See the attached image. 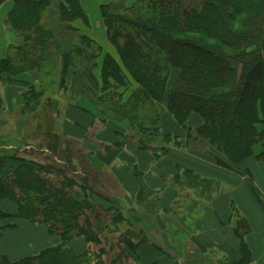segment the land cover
Listing matches in <instances>:
<instances>
[{
    "label": "trees",
    "instance_id": "1",
    "mask_svg": "<svg viewBox=\"0 0 264 264\" xmlns=\"http://www.w3.org/2000/svg\"><path fill=\"white\" fill-rule=\"evenodd\" d=\"M10 1L6 23L21 36V44L8 46L0 83L15 89L17 97L11 99L14 110L0 97V114L6 110L26 124L19 140H0V220L44 225L60 244L16 262L0 254V264H127L149 242L141 222L146 214L132 212L126 219L116 207L98 204V199L111 204L123 194L110 169L95 166L80 141L58 130L63 111L77 107L82 96L104 117L93 120L91 134L109 121L129 123L119 144L88 137L101 155L132 143L158 160L169 147L180 148L181 137L160 131L165 113L185 132L183 148L204 151L220 167L237 171L244 160H264V0L101 5L106 37L120 62L104 57L101 83L92 73L100 48L73 25H88L81 0ZM43 78L56 84L55 91L71 95L61 110L56 96L44 98L42 117L37 114L41 98L50 91ZM182 175L172 185L197 190L206 199L202 190L208 182L189 170ZM4 204H13L16 212L5 211ZM176 205L180 201L168 218ZM80 238L92 249L77 256L69 244Z\"/></svg>",
    "mask_w": 264,
    "mask_h": 264
},
{
    "label": "crops",
    "instance_id": "2",
    "mask_svg": "<svg viewBox=\"0 0 264 264\" xmlns=\"http://www.w3.org/2000/svg\"><path fill=\"white\" fill-rule=\"evenodd\" d=\"M112 1L117 0L100 3L98 10L101 4ZM134 1L137 0H127L129 4ZM87 2L81 1V7L88 15L83 4ZM12 6L10 0L0 1V62L6 57L8 48L3 22H6ZM73 25L100 48L92 73L95 81L101 83L104 57L110 55L120 64L115 48L106 37L101 16L95 26L90 18L88 26L81 23ZM119 90L123 91L122 88ZM126 92L125 97L130 94ZM12 96L16 99L17 94H8L4 89L2 97L7 109H10L9 102L15 106L14 101L11 102ZM76 104L77 107H67L61 114L59 132L80 141L95 166L108 167L123 192L117 200H111V204L101 199L97 200L98 204L104 209L111 205L116 207L126 219L132 216V212L146 214L141 217V222L148 230L149 242L139 249L135 261L130 260L127 264H264V160H244L237 171L220 167L204 151L199 152L193 147L183 148L185 132L165 113L159 120L160 131L163 135L169 133L173 137H181L180 148L169 147L167 154L158 160L132 143L117 145L114 151L101 155L98 145L89 140L91 135L98 144H119L121 135L129 131V123L109 121L103 131L93 135V120L101 121L103 116L86 96L80 97ZM1 122L0 127L4 125ZM12 125L17 136L25 127L21 118L15 119ZM4 137L8 136L0 134V140ZM184 170L208 182L205 190H202L206 199L199 198L197 190L172 185L173 178L179 176L183 179ZM149 192L153 196H147L152 197L147 201ZM188 197L190 200H186ZM178 201L181 205L175 206L174 222L167 226L170 219L167 215L171 213L174 202ZM155 203L156 208L146 209V206ZM2 208L12 214L16 212L13 204H4ZM154 212H157L154 221L146 223L145 218ZM123 229L128 230V225L125 224ZM26 230H31L32 235L19 250L14 239ZM58 244L60 239L50 235L44 225H33L15 218L0 220V254L10 262L37 256L46 248ZM69 245L77 256L83 255L91 247L81 238L71 241ZM188 259L190 263H187Z\"/></svg>",
    "mask_w": 264,
    "mask_h": 264
},
{
    "label": "rangeland",
    "instance_id": "3",
    "mask_svg": "<svg viewBox=\"0 0 264 264\" xmlns=\"http://www.w3.org/2000/svg\"><path fill=\"white\" fill-rule=\"evenodd\" d=\"M81 1H88L86 4L85 3H83L84 4V7L86 6V11H87V13H88V15H89V17H88V15L86 14V16H87V18H88V23H89V18H90V21L93 23V25L95 26L96 25V23H97V21H98V19L100 18V11L98 10V6H99V4L100 3H105L107 0H81ZM118 1V0H117ZM126 2H127V0H125ZM130 1V0H129ZM138 1V0H137ZM116 2V1H115ZM136 1H134L133 3H135ZM128 3V2H127ZM101 5H103V4H101ZM100 5V6H101ZM100 8V7H99ZM87 23V24H88ZM88 26V25H87ZM3 28H4V30H5V34H6V37H7V42H8V46H17V45H19V44H21V36L20 35H17L15 32H12L11 30H10V28L7 26V23L5 22H3ZM101 52V51H100ZM95 53H98V50L97 49H95ZM99 55H100V53H99ZM23 78H25V76L23 77ZM39 78V77H38ZM25 79H28L29 80V82H31L32 81V79L30 78V77H27L26 76V78ZM43 83L44 84H46L47 86V90H49L50 89V91L53 93V94H51V92L50 91H48L47 93H45V95H43V97L41 98V103H40V106H39V110H38V113L37 114H39V115H41L42 117L44 116V114H45V112H44V108H45V103H44V98H46V97H48V96H52V97H54L55 98V96L58 98V105H59V109L61 110V109H63L64 107H65V105H66V102L64 101V99L65 98H67V96L68 95H71L70 93L68 94V93H66V91H63V90H61L60 92L57 90V91H55V88H56V84H53V82H49V80L47 79V78H43ZM36 85H37V83H36ZM4 88H5V84H3V83H0V97L2 98V95H3V93H4ZM6 90H7V93L9 94V92L12 94V92H13V94H15L16 93V91H15V89H12V88H10V87H7V85H6ZM57 92V93H56ZM15 99V96H12V98L11 99ZM43 101V102H42ZM5 106H6V104H5ZM9 108L10 109H13L14 110V106L13 105H11L10 104V102H9ZM6 108H7V106H6ZM17 115V114H16ZM19 117V116H18ZM18 117H16V118H14V115H10L6 110L3 112V113H1L0 114V121H3V122H1V123H3L4 125H5V127H4V125L2 126V127H0L1 128V130H2V133H0V134H3V135H7L8 137L7 138H2L3 140L5 139L6 140V142H11V141H13L12 139H14V140H19L21 137H22V135H23V132H24V130H23V132L22 133H20L19 134V136H17V134L15 133V131H14V128H13V125L12 124H14V121H15V119H17ZM24 124H26L25 123V121H24ZM31 124V123H30ZM7 125V126H6ZM25 128V127H24ZM184 132V131H183ZM159 140V139H158ZM203 147H204V145L203 144H200V146H199V149H203ZM8 150H14L13 148H9ZM201 152V151H200ZM10 168H13V165H8V169H10ZM9 171V170H8ZM153 196V195H152ZM148 215V214H147ZM176 215H170V219H168L167 220V222H168V224H167V226L169 225V224H171V223H173L174 222V217H175ZM152 221H154L153 220V218H150ZM192 249V247L191 246H189V250H191Z\"/></svg>",
    "mask_w": 264,
    "mask_h": 264
},
{
    "label": "bare ground",
    "instance_id": "4",
    "mask_svg": "<svg viewBox=\"0 0 264 264\" xmlns=\"http://www.w3.org/2000/svg\"><path fill=\"white\" fill-rule=\"evenodd\" d=\"M31 235H32V231L26 230V232L23 235L16 236V238L14 239L17 244L16 247L19 250L22 249L25 246V244L28 242V240H30Z\"/></svg>",
    "mask_w": 264,
    "mask_h": 264
}]
</instances>
